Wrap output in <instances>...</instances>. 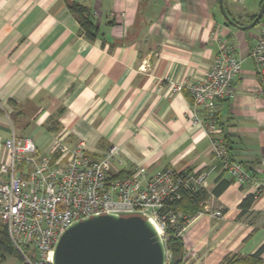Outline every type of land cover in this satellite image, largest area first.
<instances>
[{"label":"crops","instance_id":"1","mask_svg":"<svg viewBox=\"0 0 264 264\" xmlns=\"http://www.w3.org/2000/svg\"><path fill=\"white\" fill-rule=\"evenodd\" d=\"M94 15L98 38L88 40L66 0H0V160L12 126L43 153L59 137L84 142L93 159L118 147L116 170L144 166L197 170L213 162V138L233 160L264 181V90L251 57L253 23L264 0H73ZM223 46L242 60L236 95L218 105L219 132L192 123L189 91L171 94L170 81L200 82ZM11 117L15 118L12 123ZM231 181L210 195L184 235L186 264H220L264 243V193ZM221 211L223 216L213 214ZM264 260V255H263Z\"/></svg>","mask_w":264,"mask_h":264},{"label":"built area","instance_id":"2","mask_svg":"<svg viewBox=\"0 0 264 264\" xmlns=\"http://www.w3.org/2000/svg\"><path fill=\"white\" fill-rule=\"evenodd\" d=\"M251 57L264 90V15ZM241 68L236 49L223 46L202 81H170L171 94L189 91L192 123L210 137L219 132V103L236 95ZM213 144V162L200 171L168 167L152 173L136 166L121 172L116 170L118 147L93 159L84 142L70 145L59 137L41 153L33 139L19 136L12 126L4 142L7 155L0 160V228L7 230L12 245L29 264H51L61 234L75 222L93 216H141L156 227L165 244L168 229L181 222L177 236L184 239L192 219L186 222L182 211L168 205L182 189L207 190L209 179L220 172L250 186L255 198L264 193V181L233 160L222 139L213 138ZM213 215L223 216L221 211Z\"/></svg>","mask_w":264,"mask_h":264},{"label":"water","instance_id":"3","mask_svg":"<svg viewBox=\"0 0 264 264\" xmlns=\"http://www.w3.org/2000/svg\"><path fill=\"white\" fill-rule=\"evenodd\" d=\"M219 3L224 17L234 24L225 11L224 0ZM263 15L264 3L253 23L240 28H255ZM51 264H168V251L149 220L107 214L68 227L56 242Z\"/></svg>","mask_w":264,"mask_h":264},{"label":"trees","instance_id":"4","mask_svg":"<svg viewBox=\"0 0 264 264\" xmlns=\"http://www.w3.org/2000/svg\"><path fill=\"white\" fill-rule=\"evenodd\" d=\"M66 4L70 11L74 14L81 25V34L88 40L94 41L98 38L99 30L94 22V15L91 11L82 4L66 0ZM254 18L252 21H254ZM235 21V20H233ZM236 22V21H235ZM237 23V22H236ZM12 123L15 118L11 117ZM231 181L221 180L217 181L216 187L210 192L205 189L197 191L182 189L178 198L168 200V205L171 208L176 207L188 218L186 222L203 212V204L207 201L210 195L220 197L231 185ZM255 201L254 195L246 196L240 204L242 213L249 211ZM179 225L169 228L167 231L166 247L169 253L168 264H186V250L184 239L177 236ZM7 255L16 256L22 264H29L25 257L19 253L10 241L8 232L5 228H0V262L6 260ZM264 243L258 248L256 252L250 255L230 254L226 256L220 264H264Z\"/></svg>","mask_w":264,"mask_h":264},{"label":"rangeland","instance_id":"5","mask_svg":"<svg viewBox=\"0 0 264 264\" xmlns=\"http://www.w3.org/2000/svg\"><path fill=\"white\" fill-rule=\"evenodd\" d=\"M26 254L28 256L30 255L28 252H26ZM0 264H22V262L16 256L7 255L6 260L4 262H0Z\"/></svg>","mask_w":264,"mask_h":264}]
</instances>
